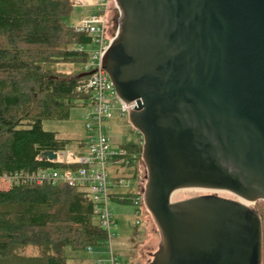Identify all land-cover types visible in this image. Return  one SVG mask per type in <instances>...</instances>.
Masks as SVG:
<instances>
[{
    "label": "water",
    "instance_id": "1",
    "mask_svg": "<svg viewBox=\"0 0 264 264\" xmlns=\"http://www.w3.org/2000/svg\"><path fill=\"white\" fill-rule=\"evenodd\" d=\"M115 2L118 31L101 67L136 102L128 119L160 234L148 264H261V221L241 199L264 201V0ZM180 189L238 200L171 201Z\"/></svg>",
    "mask_w": 264,
    "mask_h": 264
},
{
    "label": "trees",
    "instance_id": "2",
    "mask_svg": "<svg viewBox=\"0 0 264 264\" xmlns=\"http://www.w3.org/2000/svg\"><path fill=\"white\" fill-rule=\"evenodd\" d=\"M72 7V0H0V175L56 167L38 160V154L74 142L42 126L43 119H67L71 107L88 105L89 96L76 90L83 72L67 75L47 67L80 66L88 59L86 50L76 48L89 45L90 36L64 22ZM76 143L82 145L83 139ZM121 148L128 162L112 165L110 178H139L131 167L140 161L141 139ZM135 195L114 188L110 200L133 204ZM256 211L264 264V202ZM94 216L92 202L79 187L19 182L0 188V264H67L65 247L78 250L105 242ZM29 246L36 251H21Z\"/></svg>",
    "mask_w": 264,
    "mask_h": 264
},
{
    "label": "built area",
    "instance_id": "3",
    "mask_svg": "<svg viewBox=\"0 0 264 264\" xmlns=\"http://www.w3.org/2000/svg\"><path fill=\"white\" fill-rule=\"evenodd\" d=\"M73 1V0H72ZM76 0H74L75 2ZM98 6L95 13L82 18L74 29L78 32L90 36L92 50L87 51L82 45L78 46L77 51L86 50L88 59L81 64V72L93 71L82 78L76 90L89 96V111L84 116L85 135L83 143H76L71 149L53 151L55 158L43 160L41 153L37 159L57 164L56 167L38 168L33 171H18L12 174L0 175V182L10 185L12 183H64L82 189L87 198L92 202L94 212L98 218L100 227L106 234L105 242L110 246V256L106 264H119L111 249L112 239L115 236L112 231L115 223L113 213L110 208V193L116 189L129 188V181L120 178L113 181L110 178L108 168L114 164H126L127 153L124 149L116 150L110 146L107 136L104 133L105 121L112 116L113 112L118 115H128L129 110L136 106L135 100L126 102L116 93L107 72L101 67L102 55L107 50L113 39L117 35L118 23L115 19V26L112 32H108L106 19L111 0H85ZM115 8L120 14L119 7L115 0ZM75 5V4H74ZM117 15V17H118ZM141 144L142 138L140 135ZM82 146H86L84 149ZM135 160L136 154H130ZM140 157V156H139ZM143 193L137 192L133 198V204L143 203ZM253 203V202H251ZM248 205V204H247ZM249 206V205H248ZM139 211H136L138 214ZM91 249V247H88Z\"/></svg>",
    "mask_w": 264,
    "mask_h": 264
},
{
    "label": "rangeland",
    "instance_id": "4",
    "mask_svg": "<svg viewBox=\"0 0 264 264\" xmlns=\"http://www.w3.org/2000/svg\"><path fill=\"white\" fill-rule=\"evenodd\" d=\"M81 0L72 1L73 7L71 14L64 18L66 24L75 26L82 18L87 17L91 13L97 12L99 9L96 4L81 5ZM75 4V5H74ZM114 1L111 0L106 19L108 20L107 30L112 32L115 26V19L118 15V10L115 8ZM87 51L92 50V45L85 46ZM48 68L52 67L58 72L64 74H74L80 70L81 65L77 66L74 63H53L48 65ZM54 71V70H52ZM89 107L87 104H81L70 108L69 117L67 119H43V129L56 132L60 138L71 139L74 142L67 145V149H71L76 141L83 139L85 135V122L84 116L88 113ZM104 133L108 138L110 146L119 150L122 146L130 143H136L140 139V135L136 129L133 128L129 122L128 115L120 116L116 112L112 113V116L105 121ZM84 152L86 146H82ZM139 158L138 166H132L131 169L137 168L138 177L143 189L145 183L146 168L142 161L141 155ZM109 173L113 168L109 166ZM129 188L124 191H134L138 181L137 176L128 179ZM0 188H7V184L0 182ZM142 192V191H141ZM136 193V192H135ZM204 193H214L218 196H222L229 199L238 200V197L229 191L216 190L207 191L199 189H180L174 191L171 196V201L182 200L196 195ZM241 202L248 204L250 207L256 209L260 207V204L264 201L259 200L256 202H248L242 200ZM110 208L113 213L114 237L112 239L111 249L119 264H148L151 259L150 254L153 253L160 241V234L157 231V227L149 211L147 210L144 202L138 205L135 204H123L115 201H110ZM139 210V214L136 211ZM150 220L152 225H150ZM94 221H97V216H94ZM155 230V233L152 232ZM263 244V242H262ZM26 254H30L36 251L33 247H26L21 250ZM64 255L66 256L67 264H106L110 256V246L107 242H102L99 245L92 246L78 250H73L70 247L64 248Z\"/></svg>",
    "mask_w": 264,
    "mask_h": 264
},
{
    "label": "crops",
    "instance_id": "5",
    "mask_svg": "<svg viewBox=\"0 0 264 264\" xmlns=\"http://www.w3.org/2000/svg\"><path fill=\"white\" fill-rule=\"evenodd\" d=\"M80 2H81V3H80L81 5L92 4V2H86L85 0H81ZM139 182H140V180H139V178H138V181H137V184H136V188H135V190L132 191V192H136V193L138 192V193H139V192L142 191L141 183H139ZM119 190H121V189H119ZM138 211H139V210H138ZM139 213H140V212H139ZM139 213H138V214H139ZM153 221H154V220H153ZM151 225H152V221L150 220V225H149V226H151ZM152 232L155 233V230L152 229Z\"/></svg>",
    "mask_w": 264,
    "mask_h": 264
},
{
    "label": "bare ground",
    "instance_id": "6",
    "mask_svg": "<svg viewBox=\"0 0 264 264\" xmlns=\"http://www.w3.org/2000/svg\"><path fill=\"white\" fill-rule=\"evenodd\" d=\"M173 193H174V192H173ZM173 193H172V194H173ZM171 196H172V195H171Z\"/></svg>",
    "mask_w": 264,
    "mask_h": 264
}]
</instances>
